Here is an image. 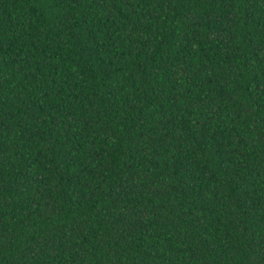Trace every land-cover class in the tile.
I'll return each instance as SVG.
<instances>
[{"label":"trees","instance_id":"trees-1","mask_svg":"<svg viewBox=\"0 0 264 264\" xmlns=\"http://www.w3.org/2000/svg\"><path fill=\"white\" fill-rule=\"evenodd\" d=\"M0 264H264V0H0Z\"/></svg>","mask_w":264,"mask_h":264}]
</instances>
